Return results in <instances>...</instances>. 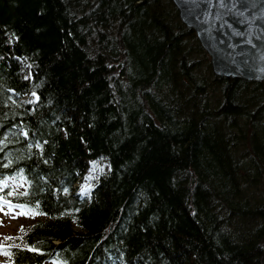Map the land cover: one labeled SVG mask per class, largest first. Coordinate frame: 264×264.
<instances>
[{
	"label": "trees",
	"instance_id": "16d2710c",
	"mask_svg": "<svg viewBox=\"0 0 264 264\" xmlns=\"http://www.w3.org/2000/svg\"><path fill=\"white\" fill-rule=\"evenodd\" d=\"M0 201V264H264L262 83L172 0H0Z\"/></svg>",
	"mask_w": 264,
	"mask_h": 264
},
{
	"label": "water",
	"instance_id": "95a60500",
	"mask_svg": "<svg viewBox=\"0 0 264 264\" xmlns=\"http://www.w3.org/2000/svg\"><path fill=\"white\" fill-rule=\"evenodd\" d=\"M215 75L262 83L264 0H172Z\"/></svg>",
	"mask_w": 264,
	"mask_h": 264
},
{
	"label": "rangeland",
	"instance_id": "374dc122",
	"mask_svg": "<svg viewBox=\"0 0 264 264\" xmlns=\"http://www.w3.org/2000/svg\"><path fill=\"white\" fill-rule=\"evenodd\" d=\"M26 76H30L29 67L26 68ZM38 96L35 94L27 95L23 98L24 102H36ZM110 164L108 161H97L91 164L90 169L83 176V180L76 186L77 192L83 197H89L96 187L97 182L102 174L109 171ZM31 220L22 212L12 210L10 207L0 206V243L3 237L15 235L21 228L31 224ZM0 262H3L0 259Z\"/></svg>",
	"mask_w": 264,
	"mask_h": 264
}]
</instances>
